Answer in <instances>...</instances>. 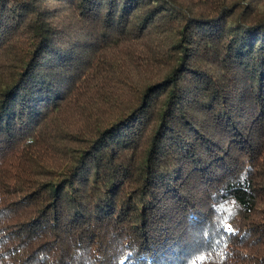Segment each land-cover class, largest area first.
<instances>
[{
  "label": "trees",
  "instance_id": "obj_1",
  "mask_svg": "<svg viewBox=\"0 0 264 264\" xmlns=\"http://www.w3.org/2000/svg\"><path fill=\"white\" fill-rule=\"evenodd\" d=\"M264 0H0V264H264Z\"/></svg>",
  "mask_w": 264,
  "mask_h": 264
},
{
  "label": "rangeland",
  "instance_id": "obj_2",
  "mask_svg": "<svg viewBox=\"0 0 264 264\" xmlns=\"http://www.w3.org/2000/svg\"><path fill=\"white\" fill-rule=\"evenodd\" d=\"M257 8H258V10L264 12V3H262V2L258 3V4H257Z\"/></svg>",
  "mask_w": 264,
  "mask_h": 264
}]
</instances>
